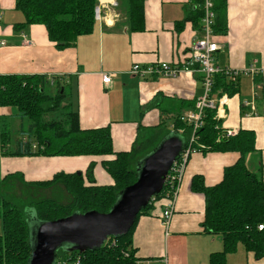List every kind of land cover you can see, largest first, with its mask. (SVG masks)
<instances>
[{
	"label": "crops",
	"instance_id": "obj_1",
	"mask_svg": "<svg viewBox=\"0 0 264 264\" xmlns=\"http://www.w3.org/2000/svg\"><path fill=\"white\" fill-rule=\"evenodd\" d=\"M16 1L0 0V42H5V46H0V76L39 75L51 82L63 78L61 81L70 93L73 109L79 113L81 128L109 127L117 152L132 149L139 129L162 122L161 112L149 107L157 94L176 102L197 103L202 97L200 73L185 72L177 79L152 80H142L131 73L135 64L182 65L189 60L191 46L202 36V21L196 22L202 0H147L143 32L130 31L126 9L118 0H100L107 23H97L91 35L80 37L74 48L63 51L56 49L42 25L15 28L25 21L24 15L16 10ZM223 1L216 0L217 3ZM226 13L227 34L214 36L219 47L215 55L217 65L239 71L254 67L259 73L239 77L240 93L232 98L226 95L224 110L220 115L217 112V117L225 129L256 133L261 156L255 154L247 159L248 166L251 164L255 171L260 158L264 164V113L261 114L257 106L258 99L264 97V0H226ZM189 17L192 20H186ZM183 21L179 32L177 24ZM104 74L113 75L110 84L103 83ZM256 77L260 85L256 84ZM254 94L257 95L256 112L251 115L246 104ZM262 109L264 112V105ZM189 112L190 109L183 110L184 114ZM8 120L15 122L8 123ZM5 122L10 125V131H14L11 150L17 151L22 139L27 140L22 136L26 123L21 122L14 109L0 107V135ZM2 154L0 144L2 177L21 173L27 182H42L58 173H86L95 163L96 184H113L100 158ZM238 158L235 153L191 155L168 234L161 219L163 202L138 218L133 242L140 264H210V256L223 251L220 235L203 232L205 198L191 191V181L201 175L207 187H213L223 180L224 170ZM227 264H264V258L257 260L253 253L239 246L235 254L228 256Z\"/></svg>",
	"mask_w": 264,
	"mask_h": 264
},
{
	"label": "trees",
	"instance_id": "obj_2",
	"mask_svg": "<svg viewBox=\"0 0 264 264\" xmlns=\"http://www.w3.org/2000/svg\"><path fill=\"white\" fill-rule=\"evenodd\" d=\"M118 1L126 9L130 31L143 32L147 0ZM99 2L100 0H17L16 10L24 15L25 21L15 28L22 30L28 26L42 25L57 50L74 48L80 37L93 33L97 24L95 10ZM214 10V35H226V0L216 2ZM203 18L204 11L201 10L196 22ZM184 23L177 24L179 32ZM62 79L56 78V81L51 82L47 77L39 75L0 76V107L17 110L21 122L26 123L22 136L27 139H22L17 151L11 150L12 134L10 125L5 122L0 135L2 155L100 158L101 166L111 177L113 184H96L95 163L89 166L86 173H58L48 181L27 182L21 173L2 177L0 162V264H28L32 251L27 215L29 210H34L37 219L44 223L91 211L109 213L122 192L137 182L140 163L164 139L170 137L169 129L175 135L182 134L186 137L184 148H190L192 154L239 155L237 162L224 170L223 180L219 184L207 187L201 175L194 176L191 181V191L205 198L203 232L220 235L223 241V251L212 254L209 263L227 264L228 256L235 254L239 246L246 252L253 253L257 260L264 258V164L260 158L258 168L254 171L247 163L249 156H261L254 131L240 129L230 136V130L223 128L222 120L216 118V111L206 110L203 126L195 133L196 140L191 143L194 128L182 120L183 110L195 111L197 103L168 100L159 93L149 107L161 112L162 122L155 127L139 129L132 149L117 152L109 127L87 130L81 128L79 113L74 111L70 93ZM213 79L212 96L220 97L225 94L232 98L240 93L239 78L232 79L226 74H218ZM255 82L257 85L261 83L257 77ZM169 192V181H166L162 192L142 209L128 234L109 237L100 249L85 253L60 249L56 255V263L138 264L140 260L136 258L137 250L133 242L138 218L149 214L166 199Z\"/></svg>",
	"mask_w": 264,
	"mask_h": 264
},
{
	"label": "water",
	"instance_id": "obj_3",
	"mask_svg": "<svg viewBox=\"0 0 264 264\" xmlns=\"http://www.w3.org/2000/svg\"><path fill=\"white\" fill-rule=\"evenodd\" d=\"M184 150L177 136L164 139L142 161L137 182L122 192L109 213L91 211L41 222L28 264H56L57 252L66 245L70 246L68 251L85 253L100 249L109 237L128 234L142 209L162 192L171 167Z\"/></svg>",
	"mask_w": 264,
	"mask_h": 264
},
{
	"label": "built area",
	"instance_id": "obj_4",
	"mask_svg": "<svg viewBox=\"0 0 264 264\" xmlns=\"http://www.w3.org/2000/svg\"><path fill=\"white\" fill-rule=\"evenodd\" d=\"M216 0H202V10L204 11V18L202 19V36L198 39L189 50V60L180 64L159 63L155 65L142 66L135 64L131 73L142 80H152L157 78L177 79L185 72H199L202 76L203 95L196 104V110L184 114L182 120L187 121L193 125V136L191 143L196 140L195 133L203 126V117L206 110H214L216 114L220 115V111L224 110L226 95L222 94L220 98L211 95V88L213 78L218 74H226L232 79L239 78L243 75H257L258 69L252 67L242 71L232 69H222L216 63L215 55L219 50L218 44L214 41L213 26L215 24V7ZM97 22L107 23V15L104 13V7L99 5L96 10ZM1 19V17H0ZM0 46H5V42H0ZM113 75L104 74L103 83L110 84ZM256 98L254 94L252 100L246 105L250 108V114L255 115L256 112ZM216 118L217 115H216ZM228 135L233 136L235 132L230 130ZM192 150L186 149L176 160L171 167L166 181H169L170 192L162 202L163 211L161 215L162 223L165 232L168 234L171 221L175 212V204L179 195L180 184L189 160ZM166 183V182H165ZM154 200V198H153ZM263 227H261L262 229ZM56 264H64L59 262ZM140 264V262L138 263Z\"/></svg>",
	"mask_w": 264,
	"mask_h": 264
},
{
	"label": "rangeland",
	"instance_id": "obj_5",
	"mask_svg": "<svg viewBox=\"0 0 264 264\" xmlns=\"http://www.w3.org/2000/svg\"><path fill=\"white\" fill-rule=\"evenodd\" d=\"M95 19H96V14H95ZM99 23V22H97ZM167 79V78H165ZM75 82V81H73ZM72 84V86H74V83L70 82ZM263 105H264V97H260L257 101V106H258V110L260 111L261 114H263L264 112H262V108H263ZM15 112H17L16 109H14ZM8 123H14L15 121L13 120H8L7 121ZM16 123H19L18 120H16ZM167 127L169 128V124L167 123ZM171 131V135H174V136H177L179 139H181V141L183 142V145H185V142H186V137L182 134H179V135H175L173 132H172V129H169ZM14 132V131H13ZM11 132V134L14 135V133ZM13 138V137H12ZM14 143L12 142V145ZM142 165V162L140 163L139 167ZM139 167H138V170H139ZM249 167L250 169L253 170V168L251 167V164H249ZM139 173V172H138ZM107 175V174H106ZM27 215H28V220H29V229H30V244H31V247L34 248L35 246V241H36V233L39 229V227L41 226V222L37 219L36 217V214H35V211L34 210H29L27 211ZM2 233V223L0 222V234ZM64 249L66 250H69L70 249V246L66 245L64 247Z\"/></svg>",
	"mask_w": 264,
	"mask_h": 264
}]
</instances>
